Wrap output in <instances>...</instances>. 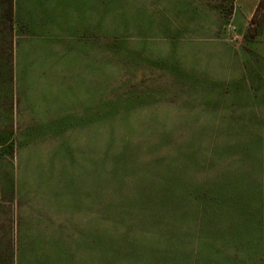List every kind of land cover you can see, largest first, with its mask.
I'll return each instance as SVG.
<instances>
[{"label": "rangeland", "instance_id": "1", "mask_svg": "<svg viewBox=\"0 0 264 264\" xmlns=\"http://www.w3.org/2000/svg\"><path fill=\"white\" fill-rule=\"evenodd\" d=\"M1 1L0 264H264V0Z\"/></svg>", "mask_w": 264, "mask_h": 264}, {"label": "crops", "instance_id": "2", "mask_svg": "<svg viewBox=\"0 0 264 264\" xmlns=\"http://www.w3.org/2000/svg\"><path fill=\"white\" fill-rule=\"evenodd\" d=\"M76 1L73 0L74 4L70 8L68 6L69 9H64L63 12L64 5L62 4V0H7L8 5H6L4 14L11 23L12 28H14V32L19 27L21 30L33 33L37 30V27L50 24L54 21H63V23L69 26L71 31H76L79 25L86 27L87 24L91 25L95 23L96 15L95 0H91L89 5V19L86 18V13L78 16ZM3 5H5V0L3 1ZM56 18L58 19L56 20ZM63 18L65 19L63 20ZM68 19L69 21H67ZM23 26L24 28H22Z\"/></svg>", "mask_w": 264, "mask_h": 264}, {"label": "trees", "instance_id": "3", "mask_svg": "<svg viewBox=\"0 0 264 264\" xmlns=\"http://www.w3.org/2000/svg\"><path fill=\"white\" fill-rule=\"evenodd\" d=\"M230 1H232V3L234 2V1H236V0H230ZM253 36V35H252ZM253 37H256V36H253Z\"/></svg>", "mask_w": 264, "mask_h": 264}]
</instances>
